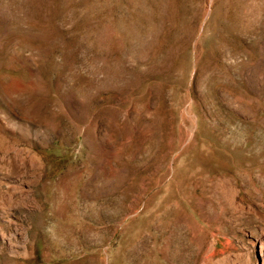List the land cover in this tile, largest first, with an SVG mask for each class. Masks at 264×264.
Returning a JSON list of instances; mask_svg holds the SVG:
<instances>
[{"label": "rangeland", "instance_id": "1", "mask_svg": "<svg viewBox=\"0 0 264 264\" xmlns=\"http://www.w3.org/2000/svg\"><path fill=\"white\" fill-rule=\"evenodd\" d=\"M0 264H264V0H0Z\"/></svg>", "mask_w": 264, "mask_h": 264}]
</instances>
